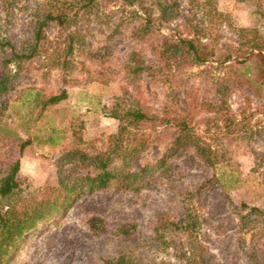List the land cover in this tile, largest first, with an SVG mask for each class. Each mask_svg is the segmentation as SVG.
<instances>
[{
	"label": "rangeland",
	"instance_id": "rangeland-1",
	"mask_svg": "<svg viewBox=\"0 0 264 264\" xmlns=\"http://www.w3.org/2000/svg\"><path fill=\"white\" fill-rule=\"evenodd\" d=\"M152 1L144 0L145 6ZM202 1L178 0L179 9L198 22L201 18L191 8ZM212 1L226 16L213 22L212 31L216 59L232 55L222 65L213 60L177 68L174 62H159L161 36L181 31L183 22L155 26V32L142 36L141 19L120 0H99L91 10H75L72 24L63 29L50 24L44 30L48 41L43 52L29 60L6 63L9 52L0 50V78H11L0 92V179L19 164L18 188L7 204L53 198L61 156L77 147L89 153L104 149L118 129L111 114L117 103L122 109L132 103L151 113L170 106L182 116L193 101L219 105L224 95L236 120L234 132L227 134L221 112L193 111L189 123L217 152L214 166L190 148L172 160L170 179L137 193L112 188L87 192L64 214L27 232L6 264H104L120 254L130 255L132 264H203L193 242L211 253L206 264H264V64L259 56L234 60L255 43L264 55V0ZM45 3L21 0L20 11L0 16V39L19 51L31 46L34 10L41 13ZM77 31L84 35L83 46L74 44L65 56L68 33ZM131 52L152 66L156 76L129 74L125 67L133 64ZM61 89L67 99L43 108L42 101ZM146 133L148 144L133 162L135 169L154 163L177 135L176 128L168 127ZM26 140L30 145L20 150ZM187 211L198 220L191 236L173 225ZM91 217L102 219L105 231L91 230ZM124 225L134 228L128 236L117 235Z\"/></svg>",
	"mask_w": 264,
	"mask_h": 264
},
{
	"label": "trees",
	"instance_id": "trees-1",
	"mask_svg": "<svg viewBox=\"0 0 264 264\" xmlns=\"http://www.w3.org/2000/svg\"><path fill=\"white\" fill-rule=\"evenodd\" d=\"M99 0H46L41 13L40 9L34 10L35 21L32 27L33 41L31 46L23 51L8 39H0V50L9 52V59L6 63L29 60L42 53L43 44L48 41L45 36V28L50 24H55L59 29H63L72 24L75 10H91ZM118 1V0H111ZM122 3L132 8L135 16H138L142 23L139 25L138 33L142 36L155 32L154 28L163 24L182 21L181 31L173 30L169 35L161 36V46L158 50L157 59L162 62H174L177 68L201 66L208 62H217L219 65L226 64L232 58L231 54L222 55V59H216L215 45L216 39L212 35L214 23L226 17L216 9L212 0H203L201 5L192 7L196 16H200V21L186 17L179 9L178 0H154L146 7L144 0H120ZM193 1V0H191ZM21 0H0V16H10L15 11H20ZM192 11V10H191ZM155 12V14H154ZM75 14V13H74ZM83 34L79 31L68 33L65 56L70 55L74 50V44L83 46ZM58 58L61 52L58 51ZM256 52V53H254ZM89 58H95L92 51L87 50ZM251 56H259L261 64H264V55L261 46L251 45L247 49L244 57L234 56V60L245 61ZM132 65L125 68L131 75H141L155 77L156 70L150 65H146L139 58L136 52L129 55ZM59 64V63H58ZM66 59L61 66H66ZM260 91L264 99V70H260ZM11 78L6 74L0 78V92L7 89ZM67 99V92L61 89L59 93L50 95L42 101V107L56 105ZM222 100L219 105H212L208 102L193 101L188 105L187 111L182 116L175 115L172 107L165 106L160 113L147 112L137 105L130 103L126 108L118 107V103L112 109V116L119 122L117 132L108 136L104 149L89 153L84 147L65 152L59 161L57 170V187L52 188L54 197L51 199H37L32 203H21L13 205L10 202L12 196L18 188L16 174L19 164L16 162L0 179V264H6L7 259L17 248L20 240L30 230L35 229L38 224L48 222L54 217L64 214L71 203L87 192H101L110 188L121 191L139 192L150 183H160L164 179H170L171 172L175 169L172 160L176 155L193 149L196 156L205 164L214 166L217 152L211 149L199 136L189 120L193 111L210 110L214 114L221 112L224 120V127H227V134L234 132L236 120L228 113L226 103ZM225 114V115H224ZM158 127L176 128V137L168 145L163 154L152 164H146L138 169L134 168V161L146 150L149 135L146 131L156 130ZM156 128V129H155ZM78 142L81 146L80 139ZM31 141L26 140L20 143V150L30 145ZM250 211L261 213L258 209L252 208ZM91 230L98 233L105 231V224L98 217H91L87 220ZM173 225L178 230L186 231L190 236L196 231L198 220L192 212H185L183 217L174 222ZM101 228V229H99ZM134 226L128 228L121 226L116 229L117 235L128 236ZM196 258H201V262L206 264L212 258L211 253L206 251L196 242L192 243ZM198 250L199 253L198 254ZM104 264H132L130 255L120 254L110 259H106Z\"/></svg>",
	"mask_w": 264,
	"mask_h": 264
}]
</instances>
